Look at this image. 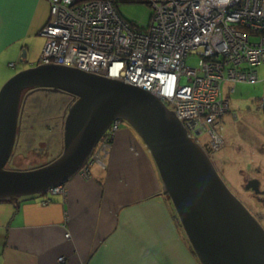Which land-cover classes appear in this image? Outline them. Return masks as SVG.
<instances>
[{
  "label": "water",
  "instance_id": "1",
  "mask_svg": "<svg viewBox=\"0 0 264 264\" xmlns=\"http://www.w3.org/2000/svg\"><path fill=\"white\" fill-rule=\"evenodd\" d=\"M122 82L54 63L9 78L0 89V203L18 207L22 200L64 186L88 162L111 124L120 121L147 148L162 194L170 200L199 264H264V228L226 187L202 145L188 136L175 111L159 98ZM43 90L75 99L63 132L30 128L36 108L21 126V96ZM258 184L251 180L246 190L258 193Z\"/></svg>",
  "mask_w": 264,
  "mask_h": 264
},
{
  "label": "built area",
  "instance_id": "2",
  "mask_svg": "<svg viewBox=\"0 0 264 264\" xmlns=\"http://www.w3.org/2000/svg\"><path fill=\"white\" fill-rule=\"evenodd\" d=\"M47 2L38 65L74 67L147 91L175 111L189 137L198 142V136H207L209 154L223 144L219 122L228 100L222 83L228 84L227 94L240 82L262 84L258 110H264V78L259 80L258 70L264 69V0ZM122 3L147 4L148 24L123 19L118 13ZM193 57L196 67L188 65ZM121 124L114 121L102 136L100 150L78 171L83 178L91 166L103 167ZM58 193L59 188L48 194Z\"/></svg>",
  "mask_w": 264,
  "mask_h": 264
},
{
  "label": "crops",
  "instance_id": "3",
  "mask_svg": "<svg viewBox=\"0 0 264 264\" xmlns=\"http://www.w3.org/2000/svg\"><path fill=\"white\" fill-rule=\"evenodd\" d=\"M48 15L47 0H0V63L16 68ZM104 164L91 178L76 174L61 195L0 203V264H199L133 131H117Z\"/></svg>",
  "mask_w": 264,
  "mask_h": 264
},
{
  "label": "rangeland",
  "instance_id": "4",
  "mask_svg": "<svg viewBox=\"0 0 264 264\" xmlns=\"http://www.w3.org/2000/svg\"><path fill=\"white\" fill-rule=\"evenodd\" d=\"M118 13L125 20L136 22L139 26H146L149 22L151 9L144 3H122L118 7ZM27 43L29 45L28 52L25 53V63L20 62L19 59L24 48L18 53L15 62L17 63L16 68H8L7 62L0 63V89L14 74L38 65L44 38L37 34ZM32 56H34V60H32ZM188 65L196 67L198 65L197 58L189 59ZM258 70L259 80H261L264 78V69L259 67ZM232 86L233 92L227 94L228 84L224 82L221 85L222 94L228 100L226 111L219 122L223 144L218 151L210 154V158L229 191L249 204L252 215L257 217L258 222L264 228V205H257L254 200L255 193L247 191L245 187L247 180L257 178L260 183L259 191H264V173H258L261 170L259 157L263 155L262 152H259V148L264 146V110H258L259 99L263 94V85L240 82ZM120 128H128V126L122 123ZM198 139V143L202 147L207 144L205 134L198 136ZM97 146L94 149V154L102 147V145ZM92 167L100 168V170L106 169L105 164L102 168L99 165H93L90 169ZM88 178H91L90 174L86 179ZM59 190L58 194L61 195L64 187H59Z\"/></svg>",
  "mask_w": 264,
  "mask_h": 264
},
{
  "label": "flooded vegetation",
  "instance_id": "5",
  "mask_svg": "<svg viewBox=\"0 0 264 264\" xmlns=\"http://www.w3.org/2000/svg\"><path fill=\"white\" fill-rule=\"evenodd\" d=\"M24 96L23 97L21 96V99H20V105L21 106L23 105L22 107L23 111H22L20 123L22 122L24 111H26L27 108H32V109L36 108L38 109V114H36L35 118L32 119L33 123L30 125V128L34 129L37 132H44V133L63 132L64 119L67 115V112L70 106L75 101L73 96L66 94V93L52 92L48 90L36 91L32 93L31 95H29L28 97H24ZM45 144L47 145V151H49V149L51 148L49 138L46 139ZM16 148H17V144H16L15 149ZM205 152L207 153L206 150ZM207 155L209 159L211 160L209 152L207 153ZM11 158H13V153L11 155ZM11 158L10 160H12ZM211 163L213 167L215 168L216 172L218 173V175L221 177V174L216 169L215 164L212 161ZM88 173L90 174V169H88ZM254 179H257V178H251L247 180L246 185L248 184L249 181L254 180ZM259 186H260V183L258 184V189H259ZM249 190L252 191L251 189ZM235 197L242 203V205L252 215L251 213L252 209L250 208L249 204H247L245 201L240 200L237 196ZM254 197H255L254 200L257 205H260V204L264 205V191L260 190L258 193H255ZM255 218L257 219V217ZM257 221L259 220L257 219Z\"/></svg>",
  "mask_w": 264,
  "mask_h": 264
},
{
  "label": "trees",
  "instance_id": "6",
  "mask_svg": "<svg viewBox=\"0 0 264 264\" xmlns=\"http://www.w3.org/2000/svg\"><path fill=\"white\" fill-rule=\"evenodd\" d=\"M25 93H26V92H25ZM25 93H24V94H25ZM24 94H23V95H24ZM32 113H33L32 108H27V110L24 111L23 118H22V124H23V120L26 119V117H28V115H29V117H30ZM27 120H29V119H27ZM30 123H31V122H30ZM30 123H29V124H30ZM122 123H123V122H122ZM22 124H21V125H22ZM120 127H121V125H120ZM128 128L132 131V129H131L129 126H128ZM23 129H24L23 131H25V128H23ZM119 129H120V128H119ZM26 130H27V129H26ZM25 132H27V131H25ZM39 134H40V133H39ZM61 143H62V141H61ZM203 148L207 151V153L209 152L208 147H207L206 145H204ZM8 164H9V163H8ZM47 195H49V194H47ZM169 203H170V205L172 206L170 200H169ZM172 207H173V206H172ZM175 214H176V213H175ZM176 222L179 224L177 218H176ZM179 225H180V224H179ZM180 227H181V226H180ZM183 234H184V233H183ZM184 239L186 240V242H187V244H188V246H189L191 252L193 253L194 257H196L195 254H194V252L192 251V248H191V246H190V244H189V242H188V240H187L185 234H184Z\"/></svg>",
  "mask_w": 264,
  "mask_h": 264
}]
</instances>
